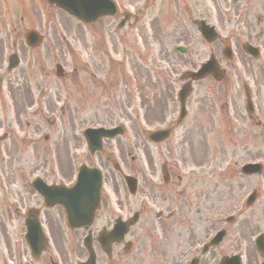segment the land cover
Wrapping results in <instances>:
<instances>
[{
  "label": "rangeland",
  "instance_id": "obj_1",
  "mask_svg": "<svg viewBox=\"0 0 264 264\" xmlns=\"http://www.w3.org/2000/svg\"><path fill=\"white\" fill-rule=\"evenodd\" d=\"M117 1L123 10H129L133 15L138 16L137 20L130 19L129 23L121 29H117L116 25L122 16V9L116 17L104 18L96 24L84 26L42 1L27 0L25 15L24 10L18 7L19 4L8 5L9 11L4 0H0V30L3 32L0 31V37L3 36L5 50H10L13 42H16L17 50H21L22 63L13 74L19 81L26 80L28 76L29 88L32 92L30 105L28 104L30 95L23 94L22 87H19L18 91L16 84L12 81L4 82L3 91L0 92V129L4 131L10 126L9 119H14L15 108L9 107L11 102L13 106L16 104L18 122L22 128L21 137L25 139L36 137L35 134L29 135L34 130L27 131V123L29 125L31 121L37 120L38 123L30 129L36 127L35 132L43 135L51 126L46 128L37 117L36 113L40 109L34 112L42 101L37 98V90L47 83V86L57 91L54 97L58 94L59 99H55L52 106L46 103L45 105L50 107L41 108L51 110L53 113L59 110L67 93L78 92L74 95L75 100H70L72 108L69 113L63 116L61 113L58 115L56 119L58 125L49 129L50 135L58 138L64 135L61 133L67 134L65 145L76 146V151L81 154V162L97 164L101 167L105 175V183L108 182L104 184L103 190V198L107 201L108 207H114L118 199L122 206L137 209L136 203L140 199V190L136 195L130 196L124 189L122 179L112 169L111 162L121 161L125 171L140 179L138 166L140 136L136 132L137 121H140V126L152 127L171 114L177 104L173 97L174 92L180 88V83L173 84L171 78L177 79L183 69L199 66L211 53L221 58V44L222 41L229 39L228 37L235 39L230 42L233 44L235 55L233 63L237 66L238 72L234 73L231 67L228 68V65H225L229 83H224L222 86L213 85L210 84V79L195 83L201 91V96L205 97L204 102L208 106L206 109L208 112L203 121L196 119L195 135L192 136L194 148L200 150L204 147L203 150L207 149V153L212 157L224 152L228 160L239 161L240 155L230 153L229 150L236 143L244 144L248 140V137L244 136L246 133H249V137L253 139L264 141V133L260 131V128L254 129L246 119L247 115H244L245 97L241 85L245 82L250 86L254 94L255 108L264 112V70L257 71L259 66L264 68V51L259 59L253 60L246 57L241 49V43L244 40L255 39L257 33L261 32V27H264V0H237L234 9L237 11L245 9L242 20L235 16V12L228 15L225 11L226 4L231 6V0H157L147 7L142 15H140V0ZM190 18L192 22L196 18H203L216 26L221 41L212 45L206 44L191 23H187ZM29 28L37 29L44 37L42 45L33 51H27L23 41V34ZM258 38L264 44V34H260ZM176 44L187 45V52L183 55H171L172 47ZM1 51L3 50L0 49V54ZM56 61L63 65L67 73L65 79L58 82H56L53 68ZM84 63L88 65L84 66ZM74 70H79V76L75 77ZM251 72L255 74L254 77L250 75ZM10 79L13 77L11 76ZM238 79L242 82L240 81L241 83L237 85ZM10 83L15 88H11ZM228 95L232 96L227 97ZM194 96L196 93L190 97L189 101ZM223 99L227 100L225 112L228 110L230 119L224 114L222 107L224 104L221 103ZM194 105L195 102L192 100L189 111L193 112ZM195 118L191 117V121ZM118 123L126 126L124 136L105 142L104 150L95 156L88 154L82 138L79 139L77 134L75 138L73 137L75 129L80 126L84 128L98 124L105 126ZM10 129L11 132L20 134L17 125L12 124ZM249 130L252 131L249 132ZM204 131L207 133L208 141L203 146ZM13 137L19 140L15 135ZM52 143L53 141H50L49 146ZM5 144V151L11 157L9 164L14 166L22 151L18 143L11 145L7 141L1 144L0 149ZM57 147L62 152L61 156L64 155L65 148H62L60 144ZM155 150L156 148H152L150 153L153 160L157 158ZM241 156L243 159L247 156L254 158L253 154ZM152 158L147 157V159ZM185 159H189L188 156ZM41 164L48 170L52 168L47 161H42ZM16 166L18 165L14 167ZM3 173L5 178L2 177ZM0 174V199L5 200L1 185L9 186L10 191H14L16 199L22 198L25 193L22 176L17 181L15 175L12 179L9 175V167L4 162L0 163ZM10 181L13 182L10 183ZM113 188L118 190L115 192ZM225 189L229 190L230 195L222 198L224 205H230L233 208L235 196L231 193L233 189L231 181L225 182ZM0 207L4 208L3 205ZM5 225L7 230L0 226V237L5 235L10 242L16 238V234H19V228H9L8 223ZM251 231L249 227L242 231L243 239L248 245L247 251H253L252 242L248 241ZM195 233L199 234L198 231ZM2 246L3 244L0 245L1 257L4 256ZM246 249L242 247V250ZM76 255L82 256L83 253L77 252ZM248 257L250 258L248 264H255L249 252ZM244 258L246 259L245 256Z\"/></svg>",
  "mask_w": 264,
  "mask_h": 264
},
{
  "label": "flooded vegetation",
  "instance_id": "obj_2",
  "mask_svg": "<svg viewBox=\"0 0 264 264\" xmlns=\"http://www.w3.org/2000/svg\"><path fill=\"white\" fill-rule=\"evenodd\" d=\"M10 87L15 88L12 84ZM16 89L19 91V86ZM24 93L30 95L28 104L31 105L30 88L25 89ZM39 93L43 94V91L39 90ZM14 108L17 110L16 104ZM61 111V115H65V111L62 109ZM35 123L38 122L31 121L29 125L27 123V131L34 130L29 135L36 136L32 137L36 140V159L33 164L25 166L27 171L21 177L24 179L23 182L28 184L26 178L39 174L40 178L48 184L66 183L73 177L75 162H79L76 159V146L65 145V138L68 136L65 133H61L64 135L58 138L51 135L43 136L41 142V133L35 132L37 128L30 129ZM59 123L61 124L60 120ZM43 125L51 126L48 128L50 129L58 124L54 119L52 121L45 119ZM192 136V130L177 127L167 140L166 154L161 153L164 148L160 144L156 160L147 159L149 152L144 151L145 159L140 160L138 165L140 180L138 179L137 189L140 190V199L136 203L137 210L122 206L118 199L114 207H108L107 201L104 200V203L101 202L96 209L87 227L72 228L66 222L64 209L60 205H48L44 197L31 187H25L22 198L16 199L13 194L1 201L0 205L4 206V208L0 207L2 228L4 230L7 228L6 223L9 224V228H19V234H16L13 242H8L5 235L0 237L2 239L0 245L3 244L7 259L12 264H79L86 259L83 239L89 233L90 246L94 250L96 264H182L181 260L174 256L170 257V254L176 253L178 243L181 245L187 242L193 245L197 242L194 239L188 241L187 239L192 231V220L203 219L204 212L198 206H204L207 198L213 200V203L219 207L220 200L224 198L227 190L224 168L222 165L219 166L221 153L212 157L207 153V149L203 150L204 147L200 150L195 149ZM73 137H76V129ZM50 141H53L51 146L48 144ZM206 142L204 133L203 146ZM14 143L16 140L10 141L11 145ZM59 144L65 148L62 156V152L57 147ZM5 149L6 146L3 148L5 159H2L0 154V163L4 162L8 165L9 175L14 179L15 168H18V171L22 170L29 156L20 153L15 164L18 166L14 168L15 165L9 164L11 157ZM235 153L239 154L240 158L243 157L242 153L245 156L253 154L251 147L236 150ZM187 156L189 159H185ZM193 157L200 159H192ZM247 158L255 159L256 157L247 156ZM42 161L50 163L52 168L46 169L41 164ZM194 169L201 172L202 177H197ZM232 173L234 174L233 171ZM232 185L231 193L239 195L242 190L240 184L234 182ZM117 190L114 189L115 192ZM14 202H17L19 207H16ZM31 210L34 212L30 217L28 211L31 212ZM134 212L138 215V222L128 229L123 238L114 241L108 248L110 236L106 233L114 227L118 219H127ZM36 222L43 232L42 252L37 251V240L31 244V249L21 240L26 225L37 230ZM218 227L219 224H206L203 228L206 239L210 231ZM221 243L203 253L199 264H215L214 261L223 254ZM77 252H82L83 256L76 255Z\"/></svg>",
  "mask_w": 264,
  "mask_h": 264
},
{
  "label": "water",
  "instance_id": "obj_3",
  "mask_svg": "<svg viewBox=\"0 0 264 264\" xmlns=\"http://www.w3.org/2000/svg\"><path fill=\"white\" fill-rule=\"evenodd\" d=\"M49 1L52 2L53 4H56V5H59V6H61V4H62L63 6H61V7H64V9H66L67 7L64 5L63 2H67L69 5H71V3H72V0H49ZM74 10H75V13H73V14L75 16L80 17L85 22H88L89 20L93 19V17H91V18L88 17V13H86V11L82 10L81 6L79 4H77V3L74 5ZM90 11H92V10H90ZM70 12H73V11H70ZM96 12H97V14H95L96 16L108 13V11L103 9V8L102 9H98Z\"/></svg>",
  "mask_w": 264,
  "mask_h": 264
}]
</instances>
